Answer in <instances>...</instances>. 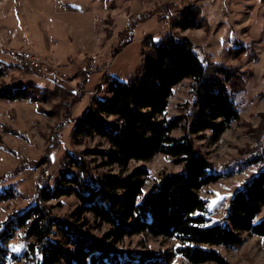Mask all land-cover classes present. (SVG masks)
Returning <instances> with one entry per match:
<instances>
[{
    "label": "rangeland",
    "instance_id": "374dc122",
    "mask_svg": "<svg viewBox=\"0 0 264 264\" xmlns=\"http://www.w3.org/2000/svg\"><path fill=\"white\" fill-rule=\"evenodd\" d=\"M131 22L132 34L127 28ZM191 23L195 27L186 28ZM129 38L131 43L123 46ZM169 38L190 42L206 64L236 69L246 82V91L233 97L240 119L220 135L207 130L193 136L196 150L211 162L215 174L223 175L204 187L200 196L208 200L214 222L227 225L224 219L233 195L263 168L262 161H250L261 155L260 144L264 153V0H0V58L12 64L9 75L0 80V88H22L41 81L48 89L58 84L76 92V80L67 78L88 65L100 68L89 77L84 98L73 106L72 115L57 135L61 146L52 155L47 181L41 183L39 170L29 169L0 184V190L12 189L16 195L0 203V223L8 214L32 205L38 185L55 189L64 173L75 172L67 160L69 154L109 150L98 137L75 135L79 118L89 110L91 99L99 96L95 89L102 87L100 98H104L112 80L127 82L141 73L146 42ZM22 52L43 58L49 73L35 77L14 66L13 53ZM191 84L190 79L184 80L169 100L166 118L184 117L180 128L172 133L177 138L189 132L197 119L196 112L189 110L193 104ZM41 105L52 111L53 103L0 101V176L13 172L23 161H41L47 153L53 128L65 121V116L41 113ZM83 157L95 173H121L119 167L108 166L99 155ZM137 167L149 171L145 192L158 184L163 174H178L183 169L163 154L150 162H132L125 170ZM77 204L75 197L48 202L57 217L69 215ZM6 246L22 256L26 250L23 231L18 230ZM178 246L176 240L142 234L126 238L119 248L125 253H152L166 264H191L176 254ZM218 251L230 264H264V237L245 234L240 245Z\"/></svg>",
    "mask_w": 264,
    "mask_h": 264
},
{
    "label": "trees",
    "instance_id": "16d2710c",
    "mask_svg": "<svg viewBox=\"0 0 264 264\" xmlns=\"http://www.w3.org/2000/svg\"><path fill=\"white\" fill-rule=\"evenodd\" d=\"M190 27L195 24L186 25ZM127 28L132 34L133 23ZM129 43L131 38L123 46ZM143 54L141 73L127 82L112 80L109 96H94L89 110L77 122L76 136L98 137L109 150L69 154L67 160L75 172L64 173L55 189L38 185L32 205L6 216L0 223V264H166L152 253H125L119 248L126 238L142 234L176 240L180 244L176 254L191 264H230L218 248L240 245L245 234L264 237L261 144V155L250 162L262 161L263 168L233 195L224 219L227 225L223 226L209 216L208 200L200 196L204 187L223 175L215 174L193 139L207 130L220 135L240 119L233 97L246 91L245 80L236 69L206 64L190 42L151 39L145 43ZM11 67L0 61V80L9 75ZM99 69L88 65L67 78L76 80V92L58 85L52 91L35 86L0 88V101L53 103L52 111L42 105L38 111L65 116V121L53 128L41 161H23L13 172L0 176V184L29 169L39 170L41 183L47 181L52 155L61 146L57 135L72 115L73 106L84 98L89 77ZM186 79L192 81L193 104L189 110L196 112L197 119L189 132L177 138L172 133L180 128L184 117L168 120L166 113L173 90ZM261 129L263 132L264 124ZM158 154L172 158L183 169L178 174H163L160 182L145 192L149 171L145 167L129 172L125 169L132 162H150ZM88 155L103 157L108 166L119 167L121 173H95L83 157ZM15 196L12 189H2L0 203ZM62 197H75L78 204L69 215L57 217L48 202ZM18 230L23 231L26 242L22 256L6 246Z\"/></svg>",
    "mask_w": 264,
    "mask_h": 264
},
{
    "label": "built area",
    "instance_id": "2783aa9c",
    "mask_svg": "<svg viewBox=\"0 0 264 264\" xmlns=\"http://www.w3.org/2000/svg\"><path fill=\"white\" fill-rule=\"evenodd\" d=\"M14 63L18 67L22 68L25 71H30L36 75H47L49 73L48 65L46 61L35 55L34 53L22 52L14 56ZM98 90L94 91V94H97Z\"/></svg>",
    "mask_w": 264,
    "mask_h": 264
},
{
    "label": "crops",
    "instance_id": "0c3cea01",
    "mask_svg": "<svg viewBox=\"0 0 264 264\" xmlns=\"http://www.w3.org/2000/svg\"><path fill=\"white\" fill-rule=\"evenodd\" d=\"M6 53H8L7 51H5ZM9 54V53H8ZM14 54V56L16 55V54H18V53H13ZM10 55V54H9ZM12 60H13V57H12ZM0 61H2V62H8L7 61V59L5 58V59H3V58H0ZM10 63V62H9ZM21 71H25V70H22L21 69ZM32 73V72H31ZM33 75H35V77H37L38 75H36V74H34L33 73ZM71 76V75H70ZM38 77H41V76H38ZM44 84L41 82V81H37V82H32V83H30V84H28V85H26V86H24V87H22V88H25V87H28V86H35V87H38V88H41V89H44V90H48V91H52V90H54V88L53 89H48L49 87H47V88H45L44 86H43ZM58 85V84H57ZM58 86H61V87H64V86H62V85H58ZM14 88V87H13ZM21 87H15L14 89H22ZM65 88V87H64ZM109 89H110V87L108 88V90H107V92H106V96L105 97H107V96H109ZM95 90H98V88L97 89H95ZM87 90H86V86H85V92H86ZM102 91V87H100V89L98 90V95H99V97H100V92ZM93 99V98H92ZM91 99V100H92Z\"/></svg>",
    "mask_w": 264,
    "mask_h": 264
}]
</instances>
